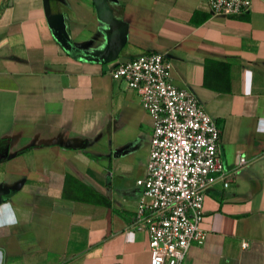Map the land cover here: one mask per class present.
Here are the masks:
<instances>
[{
    "label": "crops",
    "instance_id": "0c3cea01",
    "mask_svg": "<svg viewBox=\"0 0 264 264\" xmlns=\"http://www.w3.org/2000/svg\"><path fill=\"white\" fill-rule=\"evenodd\" d=\"M149 54L220 128L230 178L207 191L205 239L183 264H264V0L239 18L212 15L204 0H8L0 264H149L148 236L131 220L152 122L109 75Z\"/></svg>",
    "mask_w": 264,
    "mask_h": 264
},
{
    "label": "built area",
    "instance_id": "2783aa9c",
    "mask_svg": "<svg viewBox=\"0 0 264 264\" xmlns=\"http://www.w3.org/2000/svg\"><path fill=\"white\" fill-rule=\"evenodd\" d=\"M204 1L212 15L239 18L252 0ZM109 75L136 93L152 122L146 173L135 182L140 194L131 226L148 236L149 264H183L188 249L205 239L200 224L207 191L217 181L224 189L230 184L220 128L189 90L173 86L170 63L160 54L118 64ZM245 163L241 156L238 166Z\"/></svg>",
    "mask_w": 264,
    "mask_h": 264
},
{
    "label": "trees",
    "instance_id": "16d2710c",
    "mask_svg": "<svg viewBox=\"0 0 264 264\" xmlns=\"http://www.w3.org/2000/svg\"><path fill=\"white\" fill-rule=\"evenodd\" d=\"M7 1H8V0H1V3H0V16L2 15V13L4 12V10H5L6 7H7ZM205 18H206V16H202L201 20L203 21ZM191 21H192L193 23H197V22H198V19H197V15H196V14H194V15L192 16ZM81 55H82V56L79 57L80 59H86V60H89V61H93V59H94V58H91V57L85 56V55H83V54H81Z\"/></svg>",
    "mask_w": 264,
    "mask_h": 264
}]
</instances>
